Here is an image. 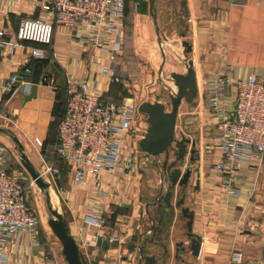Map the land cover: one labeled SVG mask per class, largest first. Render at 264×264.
<instances>
[{
    "label": "crops",
    "instance_id": "1",
    "mask_svg": "<svg viewBox=\"0 0 264 264\" xmlns=\"http://www.w3.org/2000/svg\"><path fill=\"white\" fill-rule=\"evenodd\" d=\"M177 1L178 8L171 4ZM155 6L152 11L151 0H125L123 50L115 61L114 73L128 74L136 53L151 43V28L155 25L153 13L161 26L166 24V31L176 29V23H184L181 41L192 47L187 54L194 60L198 85V95L188 112L191 116L186 119L193 133L190 135L193 144L188 150L194 148L196 153L186 155L192 173L185 188L177 184L173 189L174 208L165 204L159 207L156 203V198L166 189L161 188L163 170L160 173L155 157L144 155L146 167L130 172L122 183L106 172L76 182L69 164L56 163L54 145H48L44 152L39 151L41 163L36 164L32 156L33 134L25 119L28 111L34 113L33 109L38 107L37 122L33 124L46 127L43 138L46 140L57 96L68 87L71 78H96L106 100L122 97L119 93L122 87L99 74L102 64H109L105 55L78 41L69 28L55 25L47 57L38 62L30 58L34 46L30 42L20 41L12 56L7 50L0 53V79L21 73L26 64H32L34 71L27 80L38 85L37 98L24 103L28 93L18 91L2 99L0 105L15 101L14 111L21 116L24 111L25 118L19 122L27 125L25 134L33 147L29 141L25 147L36 168L42 170L46 163L60 168V175L50 189L55 192L59 211L87 264H140L138 248L129 250L135 233H138V246L149 240L146 253L156 257V264H264V161L257 166L245 162L239 165L236 195L218 191L222 174L216 163L223 156L216 140L217 126L233 109L236 87L226 85L219 90L217 110L210 101V91L216 88L220 77L238 80L255 76L264 80V0H156ZM40 16L49 17L42 12L38 0H0V29L5 31L7 39H15L22 19ZM173 57L180 58L178 49ZM45 76L48 85L42 83ZM181 113L179 110L176 132ZM12 155L9 151L8 158H13ZM101 190L110 194L108 198L97 199L106 204L107 211L100 224H89L84 216L90 210L92 198ZM182 195H185L184 207L194 214L192 233L201 242L198 256L189 249L188 220L181 209L175 207ZM42 233L38 246H32L27 235L22 234L10 246L7 260L0 264H44L48 241L43 239ZM236 250L243 253L241 263L231 261V254ZM56 255L58 264H65L57 251Z\"/></svg>",
    "mask_w": 264,
    "mask_h": 264
},
{
    "label": "built area",
    "instance_id": "2",
    "mask_svg": "<svg viewBox=\"0 0 264 264\" xmlns=\"http://www.w3.org/2000/svg\"><path fill=\"white\" fill-rule=\"evenodd\" d=\"M42 12L49 17L24 18L15 39L6 38L0 29V53L7 50L12 56L20 41L37 43L30 58L45 59L46 46L51 45L55 25L69 28L74 37L95 50L101 51L109 64L103 65L99 74L111 83H123L124 78L114 73L115 61L122 53L124 43L125 0H38ZM33 72L30 64L21 73L0 79V101L18 91L29 93L33 85L27 76ZM47 80V77L44 78ZM48 81V80H47ZM211 90L210 101L214 109L219 90L226 85L236 87L234 106L218 123L216 140L222 151V160L216 163L222 174L218 191L236 195L239 165L243 162L257 166L264 161V80L251 76L233 80L220 77ZM140 103L134 98L108 101L104 98L99 80L74 77L67 87L66 111L58 124L55 154L71 166L76 182L88 176H101L106 172L122 183L127 174L139 169L137 159L139 141L144 137L148 123L140 119ZM33 143L41 149L44 140L35 136ZM143 156L144 159V155ZM44 179L54 183L60 168L45 164L39 170ZM27 177L9 164L8 150L0 140V263L7 260V252L17 239L25 234L32 246L41 244L38 214L30 200ZM33 180V179H32ZM110 194L101 190L92 198L90 210L84 221L98 225L106 213V204L98 197ZM114 240L113 238L111 241ZM243 253L231 254L233 263H241ZM44 264H58L55 246L48 241V251L43 255Z\"/></svg>",
    "mask_w": 264,
    "mask_h": 264
},
{
    "label": "rangeland",
    "instance_id": "3",
    "mask_svg": "<svg viewBox=\"0 0 264 264\" xmlns=\"http://www.w3.org/2000/svg\"><path fill=\"white\" fill-rule=\"evenodd\" d=\"M171 4H173L177 8L180 7L179 1ZM157 25L159 27V32H160L159 36L157 35V29H156ZM157 25L155 24L153 26L152 24L151 43L148 46H146V48L144 47L143 50L136 53L137 55L134 56V60L130 64V67H128L130 71L128 72V74L122 75L124 78V82L119 83L118 87H122L121 91L119 92L121 93L120 96H122V98H126V97L134 98L139 103H142L144 101H150V102L160 101L166 104L168 110H171L172 106L169 98L171 87L174 89V91H177V87L175 86L174 81L171 79V73L173 71L187 72V65L189 60V55L186 53V47L181 41V32L183 31L182 28L184 26V23L183 22L178 24L176 23L175 24L176 29H170L169 31H166L168 30L166 29L167 27L166 24L161 26L160 23H158ZM171 32L172 34H174L173 36L170 35ZM167 36L170 37V39H167L168 38ZM173 39H176V41ZM176 49L180 51L179 59H175L173 57V53L176 52ZM181 59L184 60L182 61ZM14 102L11 103L10 105L8 104L7 106L0 105V127L10 130L11 133L15 135L23 144L25 152L28 155L25 147V143L29 141L28 140L29 138L25 134V132L27 131V125L24 122L23 123L19 122L20 119L25 118L24 111H22L23 116H21L18 112H15L13 108L14 106H12ZM56 103H58V101H56ZM193 103L194 100L190 103L187 102L186 100H183L182 104L180 105L181 108H179V110H181L182 113L180 115V121L178 122V126H177V132H176L177 139H181L183 136L189 138H192L190 135L193 136V133L189 130V124L186 121V119H188L189 116H191L189 115L188 112L191 111V106ZM37 108L38 107H35L33 109L34 113L33 111L32 113H29L28 111L25 118L27 120V123L31 126L30 132L33 134L32 140H34V137L36 135L39 136L41 139H43L45 137L47 130L45 126L38 127L37 125L33 124L34 122H37L36 116H37V112H39L37 111L38 110ZM42 111L43 109L40 112L42 113ZM146 117H147L146 115L142 114V116H140V119L143 120ZM56 120L57 118L53 116V120L49 127L50 135L48 134L46 138L48 139V142H51L54 139V137L52 136H54L56 131ZM0 140L3 143H5L8 150V154L9 151L13 154L12 155L13 158H10L12 162H10V159L8 158L9 162L13 163L12 166L27 177L26 183L30 186L31 204L34 206V208L37 211L38 218L40 221V229L43 232L42 233L43 239L46 242L47 241L52 242V244L56 248L57 254L62 259H64L65 264H67V261L65 260L64 256L61 255L62 253L61 252L59 253V251L62 249V245L48 224V220L52 216V214L49 210V204H48V198L46 192L42 191L38 187L35 181L32 180L26 168L23 166L20 153L18 150V146L15 143V141L12 139L11 134L1 133ZM29 142L33 147L31 141ZM41 149H39L35 145L32 152L33 153L32 156L36 158V164L39 165L41 163V157L39 154V151L42 152ZM138 149H139V145H138ZM136 155H137V159L140 160L141 162L139 167H146V160H144L143 156H141L144 155V153L140 154V152H137ZM151 157H155L157 159L156 164L157 166H159L158 168L161 173L162 172L161 166L164 160V155L151 156ZM162 157L163 160H161ZM181 168H184V171L187 168H191V166L189 165V161L188 163L186 162L185 165L181 166ZM136 171L138 170L137 169L132 170V172H136ZM162 173H163L162 176L165 180L164 179L162 180L163 183L161 188L162 190L166 189L167 191L170 182L167 181L164 172ZM49 192H50V198L52 200V206L55 209L59 210L60 205L58 204L53 188L49 189ZM158 195L159 194H157V196Z\"/></svg>",
    "mask_w": 264,
    "mask_h": 264
},
{
    "label": "water",
    "instance_id": "4",
    "mask_svg": "<svg viewBox=\"0 0 264 264\" xmlns=\"http://www.w3.org/2000/svg\"><path fill=\"white\" fill-rule=\"evenodd\" d=\"M156 0H151L152 11L156 9ZM155 17V24L157 25L156 14L153 13ZM157 35L159 36V27L157 25ZM160 41V40H159ZM186 47V53L192 51V47L188 42L183 43ZM47 77V76H45ZM171 79L174 81L177 91L171 87V92L169 93V98L171 102V110L167 109L166 104L156 101H144L139 105V112L146 115V121L148 123L147 131L144 137L139 141L140 150L144 153L146 157L164 155V160L162 162V170L166 175V179L170 182L169 188L164 194H160L156 198V203L159 207L165 204L169 208H174L172 204V198L174 195L173 189L178 184L181 188H185L188 185L190 176L192 173L191 168H187L182 171L181 166L186 164V155L190 152L191 155L196 153L194 148L188 150V146L193 144V141L189 137L183 136L181 139L176 138V124L178 119V112L180 105L183 100L187 102H192L194 98L198 95V85L196 70L194 67V60L189 59L187 65V72L180 73L173 71L171 73ZM43 84L48 85L47 80L42 81ZM38 96V85L34 84L31 88L30 93L25 95L23 102L26 103ZM1 133H10L12 139L18 146L21 161L23 166L26 168L31 178L38 187L45 191L48 198L49 210L52 216L48 220V224L51 227L53 233L59 239L62 245V255L64 256L67 264H87L86 259L81 252L76 240L70 234L66 221L62 213L52 206V200L50 198V183L47 182L41 175L40 171L34 166L30 158L25 152L23 144L20 140L11 133L10 130L0 127ZM174 159H171V156ZM194 156L191 160L194 161ZM185 195L175 203L176 208H180L184 217L187 218V229L188 237L191 239V244L189 249L192 251L194 256L200 254L201 242L192 233V224L194 220V214L189 211L188 207H184ZM101 240V239H100ZM138 233H135L129 245L130 251H135L137 248L140 253L139 263L142 264H156L157 259L154 255H148L146 253V243L147 239L142 245H137Z\"/></svg>",
    "mask_w": 264,
    "mask_h": 264
},
{
    "label": "trees",
    "instance_id": "5",
    "mask_svg": "<svg viewBox=\"0 0 264 264\" xmlns=\"http://www.w3.org/2000/svg\"><path fill=\"white\" fill-rule=\"evenodd\" d=\"M34 46H38V47H45L44 45H41V44H37V43H32ZM50 45H48V46H46V49H48L49 50V47ZM37 60V61H36ZM38 60H43V59H35L34 61H36V62H38ZM41 65H45V62H39ZM39 64V65H40ZM43 65V66H44ZM30 66L33 68V71H34V67L32 66V64H30ZM28 76H31V74L30 75H28ZM27 78V77H26ZM112 84H116V85H118L119 83H112ZM105 98V97H104ZM121 99H123L122 97H117V99L116 100H121ZM66 100H67V86L65 87V89H64V92L62 93V94H59L58 96H57V101H58V103H56L55 105H54V107H53V110H52V114H53V116L55 117V118H57V120H56V131H55V134H54V136H52V137H54V139H53V141H51V142H48V139H46V140H44V143H43V146H42V152H44V150H45V148L48 146V145H54V148H55V145H56V143H57V130H58V124H59V121H60V119H61V117L63 116V114L65 113V111H66ZM50 135V134H49ZM54 155H55V159H56V163H61V164H59V165H62L63 163L65 164V162L63 161V160H61L56 154H55V152H54Z\"/></svg>",
    "mask_w": 264,
    "mask_h": 264
},
{
    "label": "bare ground",
    "instance_id": "6",
    "mask_svg": "<svg viewBox=\"0 0 264 264\" xmlns=\"http://www.w3.org/2000/svg\"><path fill=\"white\" fill-rule=\"evenodd\" d=\"M51 197H52V194H51Z\"/></svg>",
    "mask_w": 264,
    "mask_h": 264
}]
</instances>
